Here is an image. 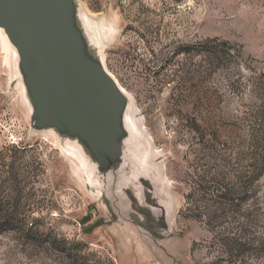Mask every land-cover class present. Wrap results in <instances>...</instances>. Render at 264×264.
I'll list each match as a JSON object with an SVG mask.
<instances>
[{"label":"rangeland","instance_id":"rangeland-1","mask_svg":"<svg viewBox=\"0 0 264 264\" xmlns=\"http://www.w3.org/2000/svg\"><path fill=\"white\" fill-rule=\"evenodd\" d=\"M81 2L116 26L105 66L165 157L170 229L151 254L124 249L74 163L31 134L0 40V264H264V0Z\"/></svg>","mask_w":264,"mask_h":264},{"label":"water","instance_id":"water-1","mask_svg":"<svg viewBox=\"0 0 264 264\" xmlns=\"http://www.w3.org/2000/svg\"><path fill=\"white\" fill-rule=\"evenodd\" d=\"M115 28L87 13L81 0H0V40L31 134L51 138L74 163L124 249L151 254L170 229L176 202L167 192L164 155L105 66Z\"/></svg>","mask_w":264,"mask_h":264},{"label":"bare ground","instance_id":"bare-ground-1","mask_svg":"<svg viewBox=\"0 0 264 264\" xmlns=\"http://www.w3.org/2000/svg\"><path fill=\"white\" fill-rule=\"evenodd\" d=\"M4 40V39H3ZM5 41V40H4Z\"/></svg>","mask_w":264,"mask_h":264}]
</instances>
